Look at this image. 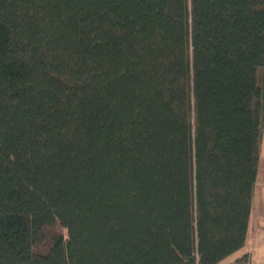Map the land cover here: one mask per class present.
<instances>
[{
    "label": "trees",
    "instance_id": "1",
    "mask_svg": "<svg viewBox=\"0 0 264 264\" xmlns=\"http://www.w3.org/2000/svg\"><path fill=\"white\" fill-rule=\"evenodd\" d=\"M263 134L264 0H0V264H220Z\"/></svg>",
    "mask_w": 264,
    "mask_h": 264
},
{
    "label": "rangeland",
    "instance_id": "2",
    "mask_svg": "<svg viewBox=\"0 0 264 264\" xmlns=\"http://www.w3.org/2000/svg\"><path fill=\"white\" fill-rule=\"evenodd\" d=\"M263 222H264V134L261 145L260 158L258 162V172L254 186V193L252 198V208L249 217L248 233L245 245L242 249L229 256L220 264H227L235 260L240 255L251 250L257 256L253 264H261V251L263 246Z\"/></svg>",
    "mask_w": 264,
    "mask_h": 264
},
{
    "label": "crops",
    "instance_id": "3",
    "mask_svg": "<svg viewBox=\"0 0 264 264\" xmlns=\"http://www.w3.org/2000/svg\"><path fill=\"white\" fill-rule=\"evenodd\" d=\"M262 229H263V231H262V233H263V239L262 240L264 242V222H263ZM248 253H250V255H251V262H250V264H253V261L255 259H257V256L258 255H256L253 250L249 251ZM259 258H261V264H264V243H263V246H262L261 257H259Z\"/></svg>",
    "mask_w": 264,
    "mask_h": 264
}]
</instances>
